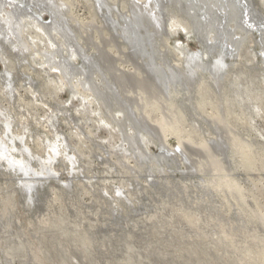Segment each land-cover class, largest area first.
I'll list each match as a JSON object with an SVG mask.
<instances>
[{"label":"rangeland","instance_id":"obj_1","mask_svg":"<svg viewBox=\"0 0 264 264\" xmlns=\"http://www.w3.org/2000/svg\"><path fill=\"white\" fill-rule=\"evenodd\" d=\"M174 1H163L167 11L164 13L166 33L162 32V36L169 41L168 49L167 46L162 49L167 50L170 58L179 60V42L193 52L198 51L201 43L193 34L183 33L182 27H189L193 22L198 26L202 13L190 10V3H185L188 0H179V4ZM95 2L56 0L57 5L65 7L64 19L70 18V26L78 29L83 40L92 37L89 40L94 44L105 39L122 41L120 28L109 17L108 20L97 14ZM102 2L112 9V19H117L113 8H121L128 0ZM249 2L264 13V0ZM194 10L197 16L192 15ZM237 17L233 16L235 22ZM43 19L51 22L48 14ZM213 26L198 27L210 30ZM1 38L0 48L4 50V59L11 62V75L9 82H5L6 66L0 57V147L9 146L8 157H0V264H258L228 247L222 235L203 230L197 223L205 209L201 213L195 210L192 197L202 196L206 189L210 190L211 198H218L217 193L224 189L218 179L227 180L228 173L213 174L211 163L207 159L201 161L195 152L189 159L182 151L188 156V163L184 158L161 157V163L142 167L143 170L135 159L123 161L124 150L134 148L140 156L137 143L145 146L150 154L160 155L158 143L153 138L147 137L144 142L139 139V133L129 128L123 114L118 119V127L111 122L116 127L114 131L98 124L96 104H87L83 109L81 100L70 90H60L55 76L43 62L55 49L60 50L63 58L71 55L67 52L70 50L64 51L56 45L54 48L45 39L46 42H38L43 54L26 59L22 54L16 56L10 43ZM251 41L249 38L245 47H241L240 58L227 60L240 62L243 70L229 90L227 111L232 128L252 146L253 155L250 153L247 159L239 160L240 167H237V161L229 159L224 150L225 144L221 142L222 149L217 146L218 139L209 131L212 127L202 119V115L211 116L213 111L218 114L216 106L214 109L207 106L205 113L196 118L185 104L183 134L180 137L168 134L167 147L169 150L177 147L187 136L206 145L212 138L216 140L212 141L215 149L228 157H221V164L231 167L229 175L244 188L247 202L264 214V65L255 55ZM68 60L76 66L82 63L80 57L72 60L70 56ZM211 100L214 105L219 102L213 96L205 99ZM78 108L80 113H76ZM100 112L104 114L102 108ZM66 150L70 159L64 156ZM25 182L35 184L27 195L34 200L31 205L22 191V188L28 190L23 187ZM215 188L218 192H214Z\"/></svg>","mask_w":264,"mask_h":264},{"label":"bare ground","instance_id":"obj_2","mask_svg":"<svg viewBox=\"0 0 264 264\" xmlns=\"http://www.w3.org/2000/svg\"><path fill=\"white\" fill-rule=\"evenodd\" d=\"M94 1H96L97 14L99 16L101 14L107 19L109 17L110 21L115 22L117 28H120L118 31L122 32V41L114 39V41L108 42L113 39L108 41L105 39L106 43L99 41L94 44V41L92 43L89 40L92 38L90 35H87L90 37L87 41L83 40L81 33L79 36L78 29L74 30L70 26L68 21L70 18L64 19L66 13L64 14L62 9L65 7L57 5L56 0H0V36L10 43L9 45L16 56L22 54L26 59L40 55L38 42H44L45 39L50 41L53 47L59 46L64 51L69 49L70 51L67 52L71 55L68 54V58H63L60 50L55 49L56 51L49 52V56H45L48 58L46 61H42L44 67L55 76V82L59 85L60 90H70L75 98L81 100L83 109L87 104H96L98 111H96L95 119L98 124L101 123L114 131L119 126L118 119L123 114L126 116L127 123L130 124L129 128L139 133V139L144 142L147 137L153 138L158 143L157 145L160 142L164 145L166 153L152 155L145 146L137 143L140 156L136 155V151H133L134 148L133 150H124L121 156L123 161L135 159L136 164L142 169V167L156 165L157 162L161 163V157H175V159L181 158L182 160L184 158L186 160L188 156L191 159L192 153L195 152L198 153L197 156L200 160L207 159L211 163L213 174L219 173V171H223V174L228 173L225 176L229 181L218 179L220 186H224V189L219 194L217 193L218 198H211L210 190L204 188L202 196L192 197L195 210L201 213L203 208L205 209L200 214L201 219H197L199 215L194 219L198 220L197 223L199 222V226L203 230L214 231L218 235H222L226 239L228 247L236 249L234 251L241 254L243 258L264 264V214L259 208H256V205L247 202L244 188L237 181H233L229 175L231 167L228 164L226 167L221 164V160L228 157L215 149L212 144L214 139L212 138L206 145L205 142L198 143L191 136H187L188 138L185 140L179 141L177 147L170 150L167 147L168 134L177 137L183 134V118H186L185 111H183L185 104L190 106L193 116L199 115L201 112L205 113L207 106H211L213 109L216 106L219 110L218 114L213 111L211 116L201 115L202 119H205L204 123L212 127V130H209L211 136L219 140L217 142L220 144L218 143L217 146L221 147L225 144L224 150L230 156L229 159L234 158V161H237V167H240L239 160L247 159V155L250 153L253 155L252 146L231 126L229 111H227L229 103L227 98L234 80H237L240 72H243L242 64L236 60L241 57V47H245L246 41L249 38L252 40L256 56L260 57L258 51H262L264 54V13L257 10L249 0L186 1L185 3H190V10L195 9L202 13L200 14L202 15V24H200L201 20L199 24L197 23L195 10L192 14L196 15L194 21L198 26L208 27L213 24L215 27L213 26L210 30H202L203 27L195 26L194 22L189 27L181 26L183 33L193 34L198 39L203 47V52L201 54L199 51L193 52L179 42L177 47L180 51L177 53V57H179L177 60L172 56L170 58L167 50L164 52L162 49V47L166 48V43L169 41L168 38L167 41L163 40L164 35L162 36L161 31L162 26H166L164 13L167 8H163L164 0H128L121 8L117 6L113 8V11L116 9L114 15H117V19H112V9L108 5H103V0ZM57 2L59 3V1ZM174 3L179 4V0ZM46 14L51 17L50 23L43 19ZM233 16H238V19H235L236 22ZM171 27H174L173 23ZM32 32H34V36ZM4 42L6 43V41ZM113 49L116 50L115 54ZM3 51L0 48V57L6 66L3 78L5 82H9L11 62L4 59ZM70 56L72 60L80 57L81 65L76 66L75 62H70L68 60ZM58 58L61 60L57 61ZM230 58H236V62L232 60L231 63H228L227 60ZM261 60L264 65V59L261 58ZM172 61L175 63L177 61V63L173 65ZM118 62L119 64H117ZM128 67H131L132 70L127 69ZM208 96H213L214 99L218 98V104L214 105L212 100L206 102L205 99L207 100ZM101 108L104 114L100 112ZM78 109H76V113L81 112ZM108 116L109 119H107ZM111 122H115L116 127ZM133 141L136 143L140 140ZM8 150L9 146L7 145L0 147V157L7 158ZM68 151L66 150L64 156L69 158ZM177 151H181V153ZM182 151L188 156L182 154ZM221 166L223 167L221 168ZM202 184L204 185L205 182L203 181ZM34 185V183L25 182L23 187L33 190ZM184 189L190 190L188 187H184ZM214 192H218V190L215 188ZM27 200L31 201L32 197ZM223 237L222 239H224ZM33 252L36 253V251ZM34 256L36 258L37 255L34 254Z\"/></svg>","mask_w":264,"mask_h":264},{"label":"water","instance_id":"obj_3","mask_svg":"<svg viewBox=\"0 0 264 264\" xmlns=\"http://www.w3.org/2000/svg\"><path fill=\"white\" fill-rule=\"evenodd\" d=\"M166 29H165V27L164 26H162V32L165 34L166 33V31H165ZM202 45H204L203 43H202ZM198 51H199V53L201 54L202 52H203V47H201V45L199 46V48H198ZM258 54H259V56L261 57V58H263L264 59V54L262 53V51H258ZM158 148H159V151H160V153H166L165 152V148H164V145L163 144H161V142L159 143V145H158ZM178 153H181V151H177ZM187 163H188V159H186L185 160ZM24 188H22V191H23V193H24V196H25V200H26V202H27V199H28V191H31V190H26V189H24ZM28 204H32L33 203V201L31 200V201H29V202H27Z\"/></svg>","mask_w":264,"mask_h":264}]
</instances>
